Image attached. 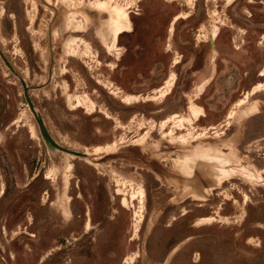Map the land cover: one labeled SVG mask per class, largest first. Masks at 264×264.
<instances>
[{
    "label": "rangeland",
    "instance_id": "374dc122",
    "mask_svg": "<svg viewBox=\"0 0 264 264\" xmlns=\"http://www.w3.org/2000/svg\"><path fill=\"white\" fill-rule=\"evenodd\" d=\"M99 1L0 0V264H264V0Z\"/></svg>",
    "mask_w": 264,
    "mask_h": 264
},
{
    "label": "water",
    "instance_id": "95a60500",
    "mask_svg": "<svg viewBox=\"0 0 264 264\" xmlns=\"http://www.w3.org/2000/svg\"><path fill=\"white\" fill-rule=\"evenodd\" d=\"M0 57H1L2 61H3V63L6 65V67L12 72V69L8 65L6 60L1 55H0ZM19 82H20V85H21V88H22V95H23L24 101L27 104V107L30 110V112H31V114H32V116H33V118L35 120L38 133H39L41 139L43 140L44 144L46 145V147L49 150H58V151H62V152H66V153L72 154V155L80 156V157L87 156V154H85L84 152H77V151H74V150H70V149L65 148V147L59 145L58 143H56V141L48 133V131H47L46 127L44 126V123H43L42 118L40 117V115L37 112L34 111L32 102L30 101V99H29V97L27 95V89L28 88L25 85L24 81L21 78H19Z\"/></svg>",
    "mask_w": 264,
    "mask_h": 264
},
{
    "label": "bare ground",
    "instance_id": "6f19581e",
    "mask_svg": "<svg viewBox=\"0 0 264 264\" xmlns=\"http://www.w3.org/2000/svg\"><path fill=\"white\" fill-rule=\"evenodd\" d=\"M94 7H99V8H104V9H108V7H110L108 4H106V2L105 1H99V0H93V4H92ZM112 8V7H111ZM111 8H110V10H111ZM113 12V11H112ZM110 21H115L117 18H116V14L115 13H113L111 16H110ZM174 19H176V17L174 18ZM109 21V22H110ZM121 21V20H120ZM111 23V22H110ZM112 24V23H111ZM117 27V26H116ZM115 27V28H116ZM121 32V31H120ZM114 34H115V31H114ZM105 40V39H104ZM103 39H102V41H104ZM104 44H105V42H104ZM89 48V47H88ZM261 74V73H260ZM264 75V74H263ZM263 85V84H262ZM192 99V98H191ZM192 104V103H191ZM192 108V106L189 108V110ZM200 113H198V115H199ZM190 115V114H189ZM192 115V114H191ZM194 115V114H193ZM193 117V116H192ZM183 122V121H182ZM181 125V124H180ZM184 125V124H183ZM143 126V125H142ZM152 127V126H151ZM185 127H187V126H185ZM185 139V138H184ZM96 150H94L93 152L94 153H98V152H95ZM100 153V152H99ZM92 155V154H91ZM93 157L92 158H96L98 155H92ZM222 160V159H221ZM224 161V160H223ZM222 162V161H221ZM215 163V162H214ZM217 164V163H216ZM202 167H205V170H208L209 169V166H207L206 164H204V165H198V167L197 168H202ZM212 168V167H211ZM210 168V169H211ZM217 168V167H216ZM203 169V168H202ZM202 169H201V171H202ZM215 170V169H214ZM223 170V169H222ZM211 172H212V175H213V171L211 170ZM219 172V171H218ZM203 173V172H202ZM224 173H226V172H224ZM231 173V172H230ZM229 173V174H230ZM206 174V173H205ZM216 174V173H215ZM228 174V173H227ZM204 176V175H203ZM229 176V175H228ZM260 178V177H259ZM207 181H208V179H207Z\"/></svg>",
    "mask_w": 264,
    "mask_h": 264
}]
</instances>
